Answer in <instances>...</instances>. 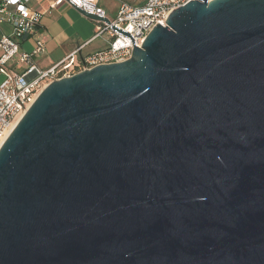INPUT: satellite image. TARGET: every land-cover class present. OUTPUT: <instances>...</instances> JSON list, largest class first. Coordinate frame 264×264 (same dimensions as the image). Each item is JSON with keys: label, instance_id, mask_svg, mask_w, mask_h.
I'll return each instance as SVG.
<instances>
[{"label": "water", "instance_id": "obj_1", "mask_svg": "<svg viewBox=\"0 0 264 264\" xmlns=\"http://www.w3.org/2000/svg\"><path fill=\"white\" fill-rule=\"evenodd\" d=\"M166 24L17 124L0 264H264V0L191 1Z\"/></svg>", "mask_w": 264, "mask_h": 264}, {"label": "built area", "instance_id": "obj_2", "mask_svg": "<svg viewBox=\"0 0 264 264\" xmlns=\"http://www.w3.org/2000/svg\"><path fill=\"white\" fill-rule=\"evenodd\" d=\"M31 1L0 0V149L49 84L101 65L128 61L156 26L167 27L175 10L200 0H146L139 6L123 3L114 19H109L99 0H54L47 11L31 7ZM64 4L108 18L109 25L98 22L90 41L103 38L107 46L82 59L78 58L80 49L44 69L37 63L47 52L41 35L44 14ZM25 41L32 43L31 51L23 49Z\"/></svg>", "mask_w": 264, "mask_h": 264}, {"label": "crops", "instance_id": "obj_3", "mask_svg": "<svg viewBox=\"0 0 264 264\" xmlns=\"http://www.w3.org/2000/svg\"><path fill=\"white\" fill-rule=\"evenodd\" d=\"M54 0H32L30 6L47 11L49 2ZM146 0H99V5L106 10L109 19H114L120 6L127 3L139 6ZM41 35L46 41L47 52L37 58L40 67L48 69L63 61L72 53L80 50L78 58L82 59L90 54L96 53L107 46V42L94 45L90 42L96 35L98 22H94L82 15L77 8L70 4H64L57 9L44 14ZM9 31V28H5ZM26 51H31L32 43L25 41L22 45Z\"/></svg>", "mask_w": 264, "mask_h": 264}, {"label": "rangeland", "instance_id": "obj_4", "mask_svg": "<svg viewBox=\"0 0 264 264\" xmlns=\"http://www.w3.org/2000/svg\"><path fill=\"white\" fill-rule=\"evenodd\" d=\"M103 41H104V39H103V38H101V39H98V40H95V43H94V45L101 44V43H103Z\"/></svg>", "mask_w": 264, "mask_h": 264}]
</instances>
